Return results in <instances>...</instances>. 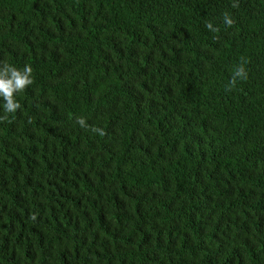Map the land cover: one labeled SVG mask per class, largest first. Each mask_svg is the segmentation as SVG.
<instances>
[{
  "label": "trees",
  "instance_id": "16d2710c",
  "mask_svg": "<svg viewBox=\"0 0 264 264\" xmlns=\"http://www.w3.org/2000/svg\"><path fill=\"white\" fill-rule=\"evenodd\" d=\"M4 64L0 264H264V0H0Z\"/></svg>",
  "mask_w": 264,
  "mask_h": 264
},
{
  "label": "clouds",
  "instance_id": "9594fccd",
  "mask_svg": "<svg viewBox=\"0 0 264 264\" xmlns=\"http://www.w3.org/2000/svg\"><path fill=\"white\" fill-rule=\"evenodd\" d=\"M224 22L229 26L233 23L227 16H225ZM206 26L212 31L216 30L211 23ZM32 74L33 69L30 65H25L22 69H18L10 64H4L0 67V108H2L5 113L13 114L21 108L17 96L28 86L33 84L34 79ZM238 77L242 79L247 78V73L242 66L237 68L233 80L231 81L232 85H235L236 78ZM77 123L81 127H87L86 121L83 118L78 119ZM93 131L103 135V131L100 129H93Z\"/></svg>",
  "mask_w": 264,
  "mask_h": 264
}]
</instances>
